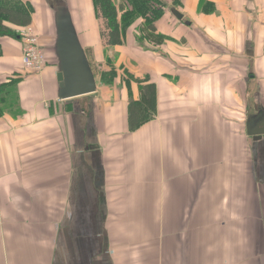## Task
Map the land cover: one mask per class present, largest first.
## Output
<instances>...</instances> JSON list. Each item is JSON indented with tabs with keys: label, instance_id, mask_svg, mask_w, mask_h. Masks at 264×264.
Instances as JSON below:
<instances>
[{
	"label": "crops",
	"instance_id": "1",
	"mask_svg": "<svg viewBox=\"0 0 264 264\" xmlns=\"http://www.w3.org/2000/svg\"><path fill=\"white\" fill-rule=\"evenodd\" d=\"M21 1L47 64L0 38V264H264V0L169 2L114 46L93 0H68L90 63L118 76L92 67L96 93L65 101L60 6Z\"/></svg>",
	"mask_w": 264,
	"mask_h": 264
},
{
	"label": "trees",
	"instance_id": "2",
	"mask_svg": "<svg viewBox=\"0 0 264 264\" xmlns=\"http://www.w3.org/2000/svg\"><path fill=\"white\" fill-rule=\"evenodd\" d=\"M96 12L103 21L102 37L111 46L121 45L127 28L133 24L134 19H143L145 27L154 32L157 22L168 9L164 0H93ZM174 7H181L182 0H172ZM34 9L32 5L21 0H0V38H17V28L23 29L31 25ZM121 16V18H120ZM132 18L133 21H132ZM0 47V56L1 54ZM118 74L114 69L104 71L101 81L113 85ZM141 105L131 104V129L135 130L148 122L144 114L138 116L137 109Z\"/></svg>",
	"mask_w": 264,
	"mask_h": 264
},
{
	"label": "water",
	"instance_id": "3",
	"mask_svg": "<svg viewBox=\"0 0 264 264\" xmlns=\"http://www.w3.org/2000/svg\"><path fill=\"white\" fill-rule=\"evenodd\" d=\"M173 13L178 19L183 18L179 12L173 11ZM55 27L59 99L65 101L95 94L97 82L91 63L70 15L61 7L55 17Z\"/></svg>",
	"mask_w": 264,
	"mask_h": 264
},
{
	"label": "built area",
	"instance_id": "4",
	"mask_svg": "<svg viewBox=\"0 0 264 264\" xmlns=\"http://www.w3.org/2000/svg\"><path fill=\"white\" fill-rule=\"evenodd\" d=\"M19 35L23 43L22 60L25 69L33 73H40L47 63L41 37L37 34L35 27L31 25L23 28Z\"/></svg>",
	"mask_w": 264,
	"mask_h": 264
},
{
	"label": "rangeland",
	"instance_id": "5",
	"mask_svg": "<svg viewBox=\"0 0 264 264\" xmlns=\"http://www.w3.org/2000/svg\"><path fill=\"white\" fill-rule=\"evenodd\" d=\"M164 2L167 4V3H171V6H173V3H172V0H164ZM55 3V4H54ZM93 3H94V1H93ZM169 3V4H170ZM51 4H54L55 6L54 7H57L58 5L61 7V8H63L64 10H65V13L66 14H68V15H70V17H71V11L69 12V7H68V0H51ZM87 8H89V7H81V8H77V10L79 9H81L80 11H83L84 13H86V11H88L89 9H87ZM54 9V11H56L55 10V8H53ZM84 10H86V11H84ZM74 11H76V7L74 8ZM77 15H75V17H76ZM133 19L134 18H132V21H133ZM138 20H140V19H134V21H133V24H135L136 23V21H138ZM132 24V25H133ZM132 25H130V27L132 26ZM30 26V25H29ZM31 26H33L32 24H31ZM34 27V26H33ZM36 29V31H37V28H35ZM127 29H129V27L127 28ZM20 30H22V29H20ZM54 40H55V38H54ZM55 42V41H54ZM54 48V47H53ZM93 58H94V56H93ZM91 65H93L92 67H95V69H96V71H98V72H100V70H101V72L103 73V69H102V66L103 65H98V62L96 63V61H93V63H91ZM105 65V64H104ZM94 69V68H93ZM94 72H95V70H94ZM96 73V72H95ZM102 76V75H101Z\"/></svg>",
	"mask_w": 264,
	"mask_h": 264
}]
</instances>
